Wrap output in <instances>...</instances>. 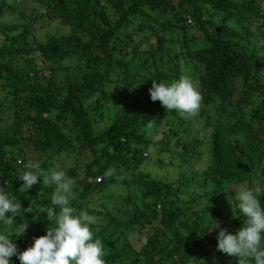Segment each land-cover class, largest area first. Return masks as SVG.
<instances>
[{"label":"trees","instance_id":"trees-1","mask_svg":"<svg viewBox=\"0 0 264 264\" xmlns=\"http://www.w3.org/2000/svg\"><path fill=\"white\" fill-rule=\"evenodd\" d=\"M181 75L202 97L190 119L149 96L152 79ZM6 110L0 188L20 202L14 224H27L10 235L18 250L45 233L52 191L38 182L21 193L16 174L30 152L50 154L42 169L64 153L87 159L73 206L94 216L105 264H237L211 226H241L229 185L264 189V0H0ZM153 151L176 175L142 171ZM114 183L125 189L112 208H86V195Z\"/></svg>","mask_w":264,"mask_h":264},{"label":"clouds","instance_id":"clouds-1","mask_svg":"<svg viewBox=\"0 0 264 264\" xmlns=\"http://www.w3.org/2000/svg\"><path fill=\"white\" fill-rule=\"evenodd\" d=\"M148 91L152 101L158 100L165 110H174L182 118L190 119L198 114L202 97L187 75L170 82L152 79ZM16 176L22 181L19 187L21 193L38 182L53 189L50 206L44 212L50 223L45 226L44 234L34 236L29 246L18 250L10 235L19 237L25 232L27 224H14L13 217L21 215L20 202L16 196L0 188V224L6 226L0 228V264H11L10 257L13 256L20 264H105L104 243L100 238H94L90 228L96 220L87 210L78 211L73 206L77 198L74 192L76 181L66 174L59 162L45 171L38 159H26ZM262 193L264 189L260 186H244L235 190L238 215L229 202L233 216L240 218L241 226L234 233L215 222L211 226L217 228V250L235 257L237 264H264ZM37 218L33 217L34 220Z\"/></svg>","mask_w":264,"mask_h":264},{"label":"rangeland","instance_id":"rangeland-1","mask_svg":"<svg viewBox=\"0 0 264 264\" xmlns=\"http://www.w3.org/2000/svg\"><path fill=\"white\" fill-rule=\"evenodd\" d=\"M10 14L7 11L4 13V17H7L8 15L11 16ZM12 17H10V18H12ZM54 26H55V24L46 25L43 29L36 32V36L38 38H40L41 40L44 39V35L46 34L47 30L52 31ZM1 96H2V94H1ZM1 101L6 103V100L4 98H2ZM114 109H115V107L110 105L107 113L112 114ZM8 113H9V110H6L5 114L3 112H0V119H1L2 124L6 123V120L8 119ZM162 124L163 123H160L159 126L157 125V128L154 127V128H151L150 130L148 129V132H150L151 135L154 134V137L159 136L158 131L161 130ZM48 155H50V154H48ZM48 155L42 154V153L37 154V153L30 152L28 154V156H29L28 159L34 158V159H38L39 161H41L42 159H46V157ZM158 155H160L162 157L165 156L164 153H157V152L155 153L153 151L152 153H150V156L147 157V159H145L143 165L141 166L142 171L148 173L152 177H159V178H170L171 175H174V174L176 175V173L178 172L177 168H175L173 166H170L167 168L166 165H168V164L163 165V164L159 163L158 160L154 159V157L158 156ZM48 160H49V162H48L49 165L46 168H44L43 170L47 171L49 168L52 167V165L55 162H59L61 164V166L65 169L66 174L75 179L76 184L74 187V192L76 193V197H77L79 195V193L82 192V190H83L84 177H83L82 168H83L84 163L87 161V159L83 158V157H80L79 159H74L73 155L66 156L64 153H62V154L58 153V154L52 155L50 158H48ZM71 166L76 167L74 172L70 171ZM244 186H247V184L244 183V184H241L239 186H236V185L234 186L232 184V185L228 186V191L230 190V193H232L234 191L233 193H235V190H238L240 187H244ZM104 188H106V189H104ZM104 188H103L104 190L93 191L84 197V200L86 202L84 204H85L86 208H91V209H94L95 211L103 209L104 206L108 207V208H112L113 205L116 204L120 200V198H119L120 196L118 194V193H120L119 189H123V190L125 189L124 186H120L116 183L108 184V186H106ZM50 189H51V191L53 190L51 187H50ZM108 192L112 193L111 197L109 195L108 196L105 195V194H108Z\"/></svg>","mask_w":264,"mask_h":264},{"label":"built area","instance_id":"built-area-1","mask_svg":"<svg viewBox=\"0 0 264 264\" xmlns=\"http://www.w3.org/2000/svg\"><path fill=\"white\" fill-rule=\"evenodd\" d=\"M96 179H97V181H98V180H100V176H99V177H97Z\"/></svg>","mask_w":264,"mask_h":264}]
</instances>
